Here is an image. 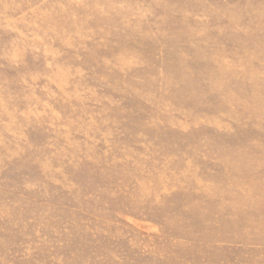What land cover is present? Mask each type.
<instances>
[{
  "label": "rangeland",
  "instance_id": "374dc122",
  "mask_svg": "<svg viewBox=\"0 0 264 264\" xmlns=\"http://www.w3.org/2000/svg\"><path fill=\"white\" fill-rule=\"evenodd\" d=\"M0 264H264V0H0Z\"/></svg>",
  "mask_w": 264,
  "mask_h": 264
}]
</instances>
